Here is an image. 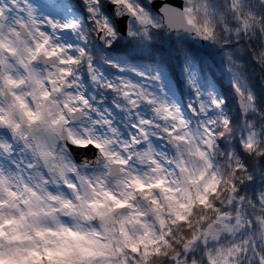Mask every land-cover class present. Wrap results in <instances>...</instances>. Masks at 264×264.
Here are the masks:
<instances>
[{
  "label": "snow or ice",
  "instance_id": "snow-or-ice-1",
  "mask_svg": "<svg viewBox=\"0 0 264 264\" xmlns=\"http://www.w3.org/2000/svg\"><path fill=\"white\" fill-rule=\"evenodd\" d=\"M0 264H264V0H0Z\"/></svg>",
  "mask_w": 264,
  "mask_h": 264
}]
</instances>
